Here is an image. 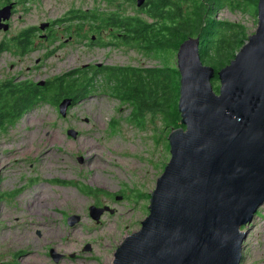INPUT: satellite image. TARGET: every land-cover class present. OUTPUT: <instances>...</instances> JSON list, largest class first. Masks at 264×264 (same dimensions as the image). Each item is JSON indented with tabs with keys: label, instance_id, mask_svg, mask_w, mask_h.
Instances as JSON below:
<instances>
[{
	"label": "rangeland",
	"instance_id": "obj_1",
	"mask_svg": "<svg viewBox=\"0 0 264 264\" xmlns=\"http://www.w3.org/2000/svg\"><path fill=\"white\" fill-rule=\"evenodd\" d=\"M11 1L17 5L12 31H0V46L8 36L44 22L55 21L58 35L44 41L35 34L25 55L7 43L0 50V84L37 85L82 68L92 75L100 64L152 68L158 63L136 45L119 44L121 30L109 38L104 22L110 15L148 18L146 6L138 8L130 0ZM79 13L85 19L76 18ZM213 19L244 25L248 37L242 47L258 28V15L250 12L224 8ZM98 29L104 41L92 44L90 37ZM78 30L84 37L66 43ZM96 84L93 94L71 105L65 117L59 105L40 103L0 127V264H112L117 249L149 216L157 180L171 159L173 129L154 116L143 125L129 123L130 110L103 93L102 77ZM69 130L77 136L68 135ZM85 186L99 192L89 195ZM93 205L109 206L115 213L104 214L97 223L90 215ZM70 216L80 220L69 225ZM242 231L247 238L241 264H264V204ZM52 250L61 255L58 262Z\"/></svg>",
	"mask_w": 264,
	"mask_h": 264
},
{
	"label": "water",
	"instance_id": "obj_2",
	"mask_svg": "<svg viewBox=\"0 0 264 264\" xmlns=\"http://www.w3.org/2000/svg\"><path fill=\"white\" fill-rule=\"evenodd\" d=\"M146 1L136 0L137 7ZM13 7L0 8V31H8ZM257 15L256 33L218 72L219 92L212 84L215 70L201 61L199 40L180 46L184 127L170 134L171 159L157 180L149 216L117 249L112 264H241L247 238L242 227L264 204V0ZM71 105L72 98L59 104L63 117ZM89 210L97 223L115 213L109 206ZM79 220L70 216L68 223ZM50 254L55 262L61 259Z\"/></svg>",
	"mask_w": 264,
	"mask_h": 264
},
{
	"label": "trees",
	"instance_id": "obj_3",
	"mask_svg": "<svg viewBox=\"0 0 264 264\" xmlns=\"http://www.w3.org/2000/svg\"><path fill=\"white\" fill-rule=\"evenodd\" d=\"M0 1L3 5L10 2ZM258 3L259 0H147L144 6L148 18L108 17L104 22L122 32L119 44L136 45L142 53L157 60V65L152 68L103 66L92 75L82 68L48 81L43 87L2 83L0 127L6 120L22 116L40 103L58 106L63 99L72 98L76 105L93 94L99 76L103 93L130 110L129 123L143 125L149 116H154L165 120L166 127L173 130L184 127L179 111L181 75L174 61L180 46L189 39L198 38L201 61L215 70L213 83L219 82L218 72L231 62L248 36L244 25L219 23L213 15L224 8L257 15ZM22 39L29 43L27 36L23 35ZM27 46L24 44L23 49ZM5 48L0 46V50ZM219 87L217 84L213 87L215 92H219ZM110 128L115 130L116 125ZM84 189L89 195L99 192L90 186Z\"/></svg>",
	"mask_w": 264,
	"mask_h": 264
},
{
	"label": "flooded vegetation",
	"instance_id": "obj_4",
	"mask_svg": "<svg viewBox=\"0 0 264 264\" xmlns=\"http://www.w3.org/2000/svg\"><path fill=\"white\" fill-rule=\"evenodd\" d=\"M10 3H14V2H9L5 5H8ZM4 5V6H5ZM16 3H14V7H13V10H12V15H11V18L9 21L6 22V24L9 25V29L8 31H6V33H10L12 31L11 29V21L13 19V16L15 14V11H16ZM14 11V12H13ZM86 17V14L85 13H79L76 15V18H82V19H85ZM109 17H113V15H110ZM116 17V16H115ZM108 24V23H107ZM57 25V23L55 21H50V22H44V23H41L40 26L38 28H35V29H32V30H25L23 32H21L20 34L18 35H14V36H8L9 39L6 40L2 46L4 47H9V44L7 43H10L12 45H15L18 49H20V52L22 54H26L24 53L29 47L32 46V38L34 37L35 34H38V36L40 37L41 40H44V41H49L50 39H53L54 38V34L55 35H58L55 31H54V28L55 26ZM109 25V24H108ZM81 28V26H79V29ZM108 29H109V32H108V37L113 39L114 38V31L117 29L116 26H108ZM4 32V31H3ZM102 30H99L98 29V34H92L91 37H90V42L92 44H101L103 43V39H102ZM27 36L28 37V42L29 43H26L25 40L22 39V36ZM69 35V34H68ZM122 35V34H121ZM120 35V36H121ZM61 38H64V35H61L60 36ZM80 37H84L83 33L80 32V30L76 31L75 34H70L68 36V39L65 38V42L68 43L69 41L70 42H74L76 39L80 38ZM24 44H27V48L24 50L23 49V45ZM5 48V49H6ZM92 65V64H90ZM90 65L87 66V68L89 69L90 68ZM95 68L92 70L93 72L96 70V69H101L103 67V65H94ZM16 84V83H15ZM106 214V213H105Z\"/></svg>",
	"mask_w": 264,
	"mask_h": 264
},
{
	"label": "bare ground",
	"instance_id": "obj_5",
	"mask_svg": "<svg viewBox=\"0 0 264 264\" xmlns=\"http://www.w3.org/2000/svg\"><path fill=\"white\" fill-rule=\"evenodd\" d=\"M14 12V11H13ZM45 199V198H44ZM48 227V226H47Z\"/></svg>",
	"mask_w": 264,
	"mask_h": 264
}]
</instances>
